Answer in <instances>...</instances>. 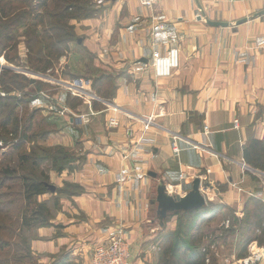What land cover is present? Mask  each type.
Listing matches in <instances>:
<instances>
[{"label":"crops","instance_id":"crops-1","mask_svg":"<svg viewBox=\"0 0 264 264\" xmlns=\"http://www.w3.org/2000/svg\"><path fill=\"white\" fill-rule=\"evenodd\" d=\"M94 2L97 13L74 22L79 38L60 63L78 76L69 84L86 93L83 114H95L83 122L53 113L58 119L49 118L55 129L47 140L82 159L52 180L83 191L60 198L51 225L33 231L31 249L44 264L62 251L90 264L93 244L120 233L131 246L130 264H161L164 221L153 217L154 192L181 198L207 192L229 207H240L251 193L264 197L260 179L242 167L246 142L264 136V14L257 15L264 0H161L152 9L137 0ZM171 46L179 49V67L155 77L152 50ZM107 77L114 89L109 99L96 93ZM45 104L33 101L34 108ZM112 117L118 126L108 128Z\"/></svg>","mask_w":264,"mask_h":264},{"label":"rangeland","instance_id":"rangeland-1","mask_svg":"<svg viewBox=\"0 0 264 264\" xmlns=\"http://www.w3.org/2000/svg\"><path fill=\"white\" fill-rule=\"evenodd\" d=\"M18 2L20 8L24 6L23 1H15L14 10L17 9ZM92 4L96 5L94 0H92ZM47 8L49 10L54 8L53 0H48ZM11 12L13 11L11 10ZM81 19L83 18L68 20V24L72 27L71 32L75 34L74 40L79 38L75 32L74 22ZM50 22L51 20L45 16L42 23L36 24L39 36H42V30L48 27ZM34 23L36 20L31 15L18 24H9V22L4 23V26L0 24V264H44L32 251L31 239L35 229L47 226L27 228L23 226L22 218L30 213V208L34 206L35 202L43 201L46 202L49 216L51 215L52 218L55 210L59 207L60 198L69 195L68 193L78 192L76 187L66 185V182L69 181L57 184L52 180L56 174H60L63 170L77 168L82 159L77 153L69 151L62 145L48 144L49 135L55 127L46 124L44 117L57 118L55 115L63 117L64 115L55 113L57 108L66 109L65 115H69L70 119L79 116L83 122H89L90 116L95 114L93 111L83 114L86 110L81 104L84 96L72 84H69L78 76L71 74L70 69L60 63L61 58L67 52L59 60L53 62L48 73L36 72L27 67L26 42L30 30L29 25L32 26ZM5 36L10 40L6 41ZM5 51L11 62L1 55ZM32 78L34 81L30 82ZM61 79H68L69 82L61 81ZM104 82V86L113 87L111 78ZM61 84L63 86H60ZM64 84L68 88L64 87ZM60 88H63L64 92H61ZM72 92L79 94L80 97L74 96ZM38 99L45 102L46 106L34 108L33 101ZM49 105H52L53 108L49 109ZM111 108L115 110L114 106ZM63 118L67 119L66 116ZM106 126L115 128L118 126V120L112 117L107 120ZM123 158H127V155H123ZM58 167L61 169L58 170ZM242 167L245 171H251L255 179H260V184H262L260 188L264 192V171L255 169L245 162ZM181 177L184 178L185 174L182 173ZM24 180H42L47 184L48 191L35 196L28 203L22 198ZM237 192L240 191L237 190ZM154 195L153 217L160 215L164 221L161 228L164 230L160 232L159 238L173 234L175 244L177 243L181 248L180 253L175 256L181 260V264H186L189 250L196 245L203 255L202 264H230L235 261L237 264H244L243 259L247 257H251L250 264H257L264 256L262 254L264 253V244L259 243L260 230L251 221L253 217L249 216L244 221L246 199L241 200L240 207H229L222 203V207H217L209 215L202 216L197 220L192 213L188 212H192L200 206L208 207V203H219L220 201L211 200V195H208L207 192L199 194L201 199L203 198L202 204L199 206L195 205V203L201 202L199 197L196 200L198 202L181 199L178 202L172 193L168 195L167 201L164 198L161 199V196L156 192ZM250 196L259 198L264 204V197L260 198L254 194H250L248 197ZM163 209L165 210L163 211ZM110 235L93 244L90 251V264H92L94 248ZM176 235L178 236L175 237ZM192 241L193 243H190ZM241 252L243 255L238 257ZM131 259L132 250L130 261ZM70 262L71 264H81L76 260H70Z\"/></svg>","mask_w":264,"mask_h":264},{"label":"trees","instance_id":"trees-1","mask_svg":"<svg viewBox=\"0 0 264 264\" xmlns=\"http://www.w3.org/2000/svg\"><path fill=\"white\" fill-rule=\"evenodd\" d=\"M15 1L20 0H0V24L3 26L6 22H9V24H18L26 17L33 15V19L36 20V23L32 26L29 25L30 30L26 42V63L27 67L40 73H48L53 62L59 60V58L68 51L69 44L74 40L75 34L71 32L72 27L68 24V20L73 18H89L98 11L96 5L92 4V0H53L54 8L51 10L47 8L48 0H21L24 6L20 8V3L18 2L17 9L14 10ZM11 10L13 12H11ZM45 16H47L51 22L48 27L42 30V36H39L37 34L38 30L36 24L42 23ZM5 40H10V38L5 36ZM33 43L35 44L33 45ZM4 47L7 48L6 46ZM1 55L4 56L7 61L11 62L6 51L2 52ZM99 79L100 78H96L92 81V85L96 88L99 87L97 85ZM106 79H110V77L103 79L101 82L106 81ZM112 85L113 84H111V86ZM96 93L102 98L109 99L113 96L114 89L113 87L105 85V88L102 89L100 94L97 90ZM92 105L94 108L99 107L97 101H93ZM44 119L46 124L53 127V125H51L52 120H50L49 117H44ZM60 147L63 148L62 146ZM64 154L66 155V153ZM243 159L249 166L264 171V136L263 138H250L246 142L243 148ZM57 169L60 170L61 168L58 167ZM66 185H72L78 189V192L68 193L69 196L79 194L83 191V188L79 184L66 182ZM47 191L48 186L42 180H24L22 198L29 203L35 196L44 194ZM222 206L223 204L219 203H208V207L200 206L188 213H192L195 218L199 220L202 216H207L213 212L214 209ZM250 206L252 207L249 208ZM244 207L246 210L244 221L249 216L251 218L253 217L251 221H253L254 226L260 230V235L258 236L259 243L264 244V204L261 203L259 198L250 196L246 198ZM22 224L27 228L50 225L51 215L49 216V208L46 206V202H35L34 206L30 208V213L23 216ZM177 236L178 235L175 237ZM190 243H193V241ZM159 246L162 250L161 264H181V260L175 257L180 253L181 248L177 243L175 244L173 234L163 236ZM242 255L243 253L241 252L238 254V257ZM202 256L200 248L196 245L193 249L189 250L185 263L202 264ZM51 264H71V262L68 254L62 251V253L54 256Z\"/></svg>","mask_w":264,"mask_h":264},{"label":"built area","instance_id":"built-area-1","mask_svg":"<svg viewBox=\"0 0 264 264\" xmlns=\"http://www.w3.org/2000/svg\"><path fill=\"white\" fill-rule=\"evenodd\" d=\"M138 3L147 8H154L160 3L161 0H137ZM230 2L237 0H229ZM101 2V1H100ZM151 67L153 73L156 77H169L175 69L180 65V53L177 47L171 46L166 49L164 53H161L157 49H153L151 53ZM83 94V92H81ZM85 94L83 96L85 97ZM87 98H96L95 96ZM53 106L49 105V109ZM64 108H57L55 113L58 115H65ZM163 110H160L159 115L164 114ZM86 119V118H85ZM233 127L239 128V121L237 119L233 120ZM206 128V127H205ZM172 149L174 155L179 154V148L176 142L172 143ZM244 167V166H243ZM238 191H242L240 187L237 188ZM239 192V193H240ZM252 195V193H251ZM131 250L130 245L127 240L119 233H114L109 236L104 241L98 243L94 248L92 253V264H130ZM264 258V256L262 257ZM251 257L243 259L244 264H250Z\"/></svg>","mask_w":264,"mask_h":264},{"label":"water","instance_id":"water-1","mask_svg":"<svg viewBox=\"0 0 264 264\" xmlns=\"http://www.w3.org/2000/svg\"><path fill=\"white\" fill-rule=\"evenodd\" d=\"M258 14H259V15H260V14H264V9L261 10V11H259V12H257V15H258ZM201 16H204V12H203V11L201 12ZM201 16H200V17H201ZM200 17H199V19H200ZM204 19H205V22H206L207 24L212 25V26H227V25H228L227 22L212 21V20H209V19H207V18H204ZM245 21H247V18L239 19L236 23H237V24H240V23H243V22H245ZM28 72H30V71H28ZM35 74H36V73H35ZM33 81H34V79L32 78V79H31V82H33ZM197 197L200 198L201 202L196 201V200H197ZM160 198H161V199L164 198L165 201L168 200V197H165L164 195H162ZM175 199H176L178 202H179L180 199H181V200H192V201L198 202V203H195V205H196V206H199L200 204H202V199H203V198L201 199L199 193L196 192V193L188 194L187 196H185V197H183V198H181L180 196H177ZM164 210H165V209H163V211H164Z\"/></svg>","mask_w":264,"mask_h":264},{"label":"bare ground","instance_id":"bare-ground-1","mask_svg":"<svg viewBox=\"0 0 264 264\" xmlns=\"http://www.w3.org/2000/svg\"><path fill=\"white\" fill-rule=\"evenodd\" d=\"M255 250H257V248H255ZM257 252V251H256ZM263 252V251H262ZM262 254H264V253H262Z\"/></svg>","mask_w":264,"mask_h":264}]
</instances>
